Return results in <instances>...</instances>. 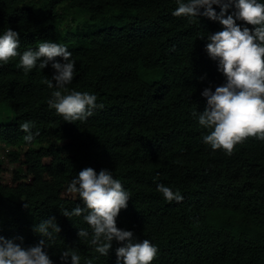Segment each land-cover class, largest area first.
Instances as JSON below:
<instances>
[{
  "label": "trees",
  "instance_id": "trees-1",
  "mask_svg": "<svg viewBox=\"0 0 264 264\" xmlns=\"http://www.w3.org/2000/svg\"><path fill=\"white\" fill-rule=\"evenodd\" d=\"M176 7V0H0V32L19 33V52L45 39L67 45L76 60L67 87L95 93L102 105L86 120L65 121L48 104L51 61L27 73L19 56L0 62V104L11 112L0 117V142L15 147L6 157L18 163L5 180L0 161V235L35 245L42 237L34 226L53 215L61 229L46 237L54 264H65L69 249L81 264H116L122 242L102 255L91 236H78L79 228L92 232L82 216L63 215L83 207L67 187L91 166L112 170L130 192L117 226L158 246L150 264H264V140L249 136L231 154L204 143L209 130L192 113L204 110L205 87L224 82L205 48L207 34L223 25L173 15ZM71 9L87 14L74 30ZM25 121L39 130L32 142L23 139ZM159 183L183 199H165Z\"/></svg>",
  "mask_w": 264,
  "mask_h": 264
},
{
  "label": "clouds",
  "instance_id": "clouds-1",
  "mask_svg": "<svg viewBox=\"0 0 264 264\" xmlns=\"http://www.w3.org/2000/svg\"><path fill=\"white\" fill-rule=\"evenodd\" d=\"M173 15L194 19L206 16L219 21L223 28L207 34L206 51L217 61L224 82L215 87H205L201 95L207 98L204 110L194 111L201 127L209 131L203 135L204 143L213 149L222 148L231 154L234 146L249 136L264 140V0H176ZM213 5H219L217 12ZM233 8L232 12H228ZM243 21L245 23H237ZM248 25H253L250 28ZM202 38L204 36H201ZM19 33L11 27L0 32V62L19 56L25 73L35 67L55 69L46 80L53 88L48 99L50 107L65 121L86 120L98 106L97 96L89 91L68 88L73 81L76 60L67 45L51 39L42 40L36 48L22 53ZM56 57H62L56 60ZM55 81V83H53ZM33 122L25 121L20 128L26 133L25 142H32L39 134L33 131ZM157 190L165 199L181 201V191L159 183ZM67 191L78 194L83 203L71 211L63 210L66 217L82 216L92 232L79 228L78 236L88 238L98 253L108 255L113 241L122 242L116 251V264H150L157 256L158 246L147 238L138 239L132 230L117 226L121 209L127 208L131 198L121 179L113 171L102 168L97 172L85 167L68 184ZM33 230L42 239L31 246L17 243L15 238L0 235V264H54L47 249V238L61 231L56 217L51 215L36 224ZM22 239V238H21ZM81 264V256L74 249L61 253L65 264ZM84 264H95V258H86Z\"/></svg>",
  "mask_w": 264,
  "mask_h": 264
},
{
  "label": "rangeland",
  "instance_id": "rangeland-1",
  "mask_svg": "<svg viewBox=\"0 0 264 264\" xmlns=\"http://www.w3.org/2000/svg\"><path fill=\"white\" fill-rule=\"evenodd\" d=\"M69 13H70L69 19H71L70 23L72 24V28H71L72 30L78 28L81 23L85 22L87 15L85 12L81 13L78 9H71ZM63 24H65V20L63 21ZM56 42L59 43V40H56ZM10 114L11 112L8 106H6L5 104H0V117H2L3 119L6 118L10 119ZM13 148L15 147L0 142V161L2 163V166L4 167L3 175L5 176V180L10 179L12 170L18 166V163H13L9 161L6 157L9 151Z\"/></svg>",
  "mask_w": 264,
  "mask_h": 264
}]
</instances>
